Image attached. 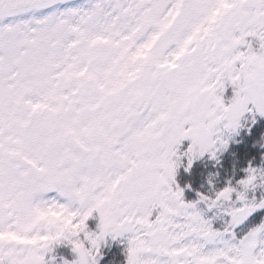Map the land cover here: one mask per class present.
Masks as SVG:
<instances>
[{
  "label": "snow or ice",
  "instance_id": "snow-or-ice-1",
  "mask_svg": "<svg viewBox=\"0 0 264 264\" xmlns=\"http://www.w3.org/2000/svg\"><path fill=\"white\" fill-rule=\"evenodd\" d=\"M260 121L264 0H0V264H264Z\"/></svg>",
  "mask_w": 264,
  "mask_h": 264
},
{
  "label": "trees",
  "instance_id": "trees-1",
  "mask_svg": "<svg viewBox=\"0 0 264 264\" xmlns=\"http://www.w3.org/2000/svg\"><path fill=\"white\" fill-rule=\"evenodd\" d=\"M260 124L264 125V121H260ZM237 139L242 142L230 145L229 150L221 158V165L213 167V162L205 158L194 165L190 174L185 173L183 169L179 170L177 182L180 186L191 185L190 189H185V199L187 201L196 199L197 191H206L208 189L207 177L209 173H220L217 186H222L223 182L231 176L233 167H235L238 173L237 178L243 175V172L240 170L247 167L248 159L255 154L256 150L250 147L253 141L243 139V134L242 137ZM89 223L90 227L94 229L95 221H90ZM124 247L125 245L122 241L109 240L107 246L102 251L104 259L101 261V264H124Z\"/></svg>",
  "mask_w": 264,
  "mask_h": 264
},
{
  "label": "rangeland",
  "instance_id": "rangeland-1",
  "mask_svg": "<svg viewBox=\"0 0 264 264\" xmlns=\"http://www.w3.org/2000/svg\"><path fill=\"white\" fill-rule=\"evenodd\" d=\"M82 0H75V3H81ZM56 254L58 257H64V258H67L69 260L72 259V254L70 252L69 249L67 248H58L57 251H56Z\"/></svg>",
  "mask_w": 264,
  "mask_h": 264
}]
</instances>
